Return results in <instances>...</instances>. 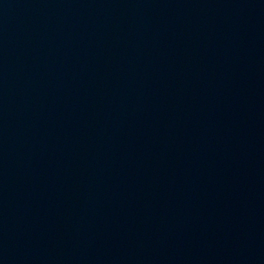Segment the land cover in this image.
I'll return each instance as SVG.
<instances>
[{"label": "water", "instance_id": "obj_1", "mask_svg": "<svg viewBox=\"0 0 264 264\" xmlns=\"http://www.w3.org/2000/svg\"><path fill=\"white\" fill-rule=\"evenodd\" d=\"M0 264H264V0H0Z\"/></svg>", "mask_w": 264, "mask_h": 264}]
</instances>
